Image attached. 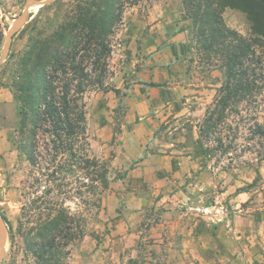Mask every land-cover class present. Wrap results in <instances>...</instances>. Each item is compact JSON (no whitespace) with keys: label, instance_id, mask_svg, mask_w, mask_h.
Returning a JSON list of instances; mask_svg holds the SVG:
<instances>
[{"label":"rangeland","instance_id":"374dc122","mask_svg":"<svg viewBox=\"0 0 264 264\" xmlns=\"http://www.w3.org/2000/svg\"><path fill=\"white\" fill-rule=\"evenodd\" d=\"M26 1L0 0V27L4 29L5 34L23 12ZM71 1L53 0L48 7L46 5L33 7L31 18L13 38L9 56L0 66V213L9 237L8 251L3 264H37L33 255L26 251L22 238L17 234L14 235L17 218L26 199L24 181L27 178L29 164L19 155L17 148V128L21 115L19 103L10 87L11 68L15 67L14 64L12 65L15 58L10 55L16 54L26 45L28 33L35 19H38L39 27L42 28L44 25L47 27L52 18L58 17L52 27L54 28L62 19L64 8ZM59 2L62 9L58 8ZM182 15L181 0H142L136 5L127 4L123 20L111 36L112 52L106 59L101 57L99 64L101 65L102 62L107 64L103 77L104 86L114 88L118 77L123 83V89L139 81L140 77L136 73L143 67L148 66L154 70L156 67L160 68L158 72L162 76L164 75L162 68L165 69L170 65L175 69H184L183 72L189 76L191 83L202 86V89L214 88L212 95L204 91L201 94L203 100L195 102L199 112L196 113L197 115L191 114L190 118L194 120L193 124L198 126L207 108L212 104L216 89L221 86L223 74L215 66L219 63L216 60L212 63H204L205 58L198 50L192 33H189L190 21L184 20ZM223 16L230 27L248 36L250 26L244 13L227 9ZM179 29L184 31L177 32ZM175 33L176 35L184 33L180 40L185 42L172 41ZM175 43H179V48L173 49ZM1 52L2 49L0 57ZM98 56L99 52L88 62L92 81L96 80L101 72L100 65L95 66L97 68L95 70L91 63ZM173 60L176 62L170 64ZM152 77H155V71ZM159 78L162 79L161 76ZM183 79L184 77L181 78ZM123 89H119V93H116L113 90H104L99 85H93L84 93L92 153L109 160L113 182L104 197V208L96 218L88 220L85 238L68 246L69 255L65 264H264V248L260 252H254L251 248L252 242L223 244L180 242L178 236L181 238L184 233L188 235L189 228L191 229L195 224L196 219L193 220L195 215H192V219L181 223L183 219L178 215L164 216L165 207L161 204L157 205L156 201L159 194L169 195L170 191L164 190L167 183L164 184L165 187L154 186L152 183L150 189L143 193L141 205L138 193L130 187L127 180V173L130 172L132 164L125 163L118 157L120 152L118 148L121 145L119 136L126 107L123 103L126 95ZM209 97L211 100L206 103ZM201 102L204 105L198 104ZM185 105L188 106L187 104L183 106ZM258 106L259 108L255 109V105L249 106L243 103L240 113L228 118L227 125L221 131L227 143L233 140V149L228 153L220 155V152L216 153L213 150L215 141L211 140L208 143L203 141L206 148L204 155L211 162L210 170L214 173V179L206 178L200 183L193 184L192 192L201 194L197 196L200 204L217 199L220 205H224V208L229 210L228 212H238L243 209L250 216H264V159H260L259 144L254 143L257 142L256 140L248 139V129H246L248 122L246 125H241L235 140L232 139L233 133L229 128L230 125L234 126L240 121L241 116L246 118L249 114H256L262 120L263 104ZM167 114L165 112V115ZM187 119L186 116L178 118V122L170 125L168 134L172 132L171 134L175 135L183 127L185 128V125L191 124ZM166 120L164 119V122ZM175 127L177 129L173 131ZM257 172L261 174L258 179H256ZM163 190L165 194L162 193ZM243 191L248 194L246 203L239 207V199L227 207L228 200ZM75 202L77 201L68 203L73 210L77 209ZM179 204L175 208L181 215V209L185 208L182 207L184 203ZM138 210L143 211L142 218L133 217V213ZM192 210L197 212L195 208ZM212 225L210 223L206 227L201 224L199 229L211 231ZM251 226H253L252 222ZM227 243L232 246V251L228 255L224 250L227 248L224 246Z\"/></svg>","mask_w":264,"mask_h":264},{"label":"trees","instance_id":"16d2710c","mask_svg":"<svg viewBox=\"0 0 264 264\" xmlns=\"http://www.w3.org/2000/svg\"><path fill=\"white\" fill-rule=\"evenodd\" d=\"M141 1L72 0L54 28L58 17L51 19L49 30L45 25L40 28L35 19L26 45L10 55L15 58L10 87L21 115L17 148L29 164L26 199L14 235L22 238L37 264H65L68 246L85 238L88 220L104 208L113 182L111 164L92 153L84 93L93 85L119 93L115 87L104 86L107 64L99 63L112 52L111 36L127 4ZM181 4L204 63L216 60L223 74L198 125L203 141H215L213 150L222 155L233 149V140L227 143L221 131L231 115L240 113L243 103L255 109L263 104L264 114V0H181ZM58 8L62 9L60 2ZM227 9L246 15L248 36L226 23ZM4 41L5 31L0 27V50ZM97 52L98 58L91 63L95 70L100 65L101 72L92 81L88 62ZM247 122L248 139L257 141L262 160L264 116L262 120L256 114L241 116L229 126L232 139ZM260 177L257 172L256 179ZM74 200L75 210L68 205Z\"/></svg>","mask_w":264,"mask_h":264},{"label":"crops","instance_id":"0c3cea01","mask_svg":"<svg viewBox=\"0 0 264 264\" xmlns=\"http://www.w3.org/2000/svg\"><path fill=\"white\" fill-rule=\"evenodd\" d=\"M183 35L184 33H178L172 41L185 42L180 40ZM179 43L173 44V49L179 48ZM173 62L176 60L170 64ZM158 69L160 68L156 67L154 70L148 66L143 67L136 73L140 77L139 81L126 89H123V83L121 79L118 80V77L115 82L117 84L115 88L123 89L126 93L123 100L126 107L119 136L121 145L118 148L120 151L118 157L123 162L132 164L130 172L127 173L130 187L138 193L142 205L143 193L150 189L152 183L154 186L161 187L167 183L164 190L170 191L169 195L159 194L156 201L157 205L161 204L165 207L164 216L177 217L178 215L183 219L181 223L192 219V215H195L193 220L196 219L195 224L191 226V229L189 228L188 235L184 233L181 238L178 236L177 239L180 242H217L218 244L252 242L251 248L254 252L262 251L264 248L263 215L250 216L243 209L238 212H228L229 210L224 208V205H220L217 199L200 204L197 197L198 194L201 195L200 192L194 193L191 190L195 182L200 183L206 178L214 179V173L210 170L211 162L204 155L206 148L199 128L190 118L191 114L197 115L196 113L199 112L195 102L203 100L201 94L206 91L212 95L214 88L202 89V86L191 83L189 76L183 72L184 69H175L170 65L165 69L162 68L166 70V72L163 71V76ZM154 71L155 77H152ZM183 77L184 79L181 80ZM151 82L157 85H149ZM210 100L211 97L206 103ZM184 104L188 106L184 107ZM198 104L204 105L202 102ZM165 112L168 114L165 115ZM185 116L191 124L185 125V128L183 127L175 135L171 134L172 132L168 134L170 125H174L178 122V118ZM164 119H167L166 122ZM189 126L191 129H188ZM176 129L175 127L173 131ZM164 190L162 193L165 194ZM246 195H248L247 192L243 191L231 198L227 202V207L239 199L238 205L242 206L247 201ZM181 202L184 203L182 207L185 209H181L180 215L175 207ZM194 208L197 212L191 211ZM142 214L143 211L138 210L133 213V217L142 218ZM210 223L213 224L211 231L199 229L201 224L207 227ZM224 246L227 247L224 250L228 255L232 251V246L229 243Z\"/></svg>","mask_w":264,"mask_h":264},{"label":"water","instance_id":"95a60500","mask_svg":"<svg viewBox=\"0 0 264 264\" xmlns=\"http://www.w3.org/2000/svg\"><path fill=\"white\" fill-rule=\"evenodd\" d=\"M53 0H27L25 3V8L20 16L15 20L12 26L7 30L5 34V41L3 44L0 66L6 61L9 56L10 48L15 35L25 26L28 20L31 18V11L33 7H42L49 5ZM9 246L8 232L5 226V222L0 213V264H3V260L7 254Z\"/></svg>","mask_w":264,"mask_h":264}]
</instances>
